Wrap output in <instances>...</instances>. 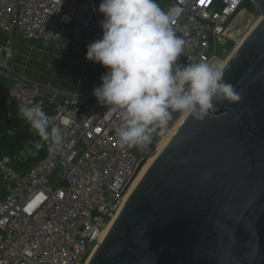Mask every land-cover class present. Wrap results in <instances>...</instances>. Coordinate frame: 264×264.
Instances as JSON below:
<instances>
[{
	"label": "built area",
	"instance_id": "1",
	"mask_svg": "<svg viewBox=\"0 0 264 264\" xmlns=\"http://www.w3.org/2000/svg\"><path fill=\"white\" fill-rule=\"evenodd\" d=\"M253 0H167L172 27L185 39L183 64L210 62ZM101 0H0V71L10 75L16 37L26 42L87 46L102 37ZM254 11H256L254 9ZM212 49L210 50V45ZM108 71L101 65L94 88ZM93 88V89H94ZM66 91L18 76L7 86L4 116L19 117L18 105L48 103L64 142L26 172L0 160L5 179L0 198V264H87L97 236L121 209L155 145L122 146L116 136L120 111L92 94ZM43 143V142H42ZM47 146V145H45Z\"/></svg>",
	"mask_w": 264,
	"mask_h": 264
},
{
	"label": "water",
	"instance_id": "2",
	"mask_svg": "<svg viewBox=\"0 0 264 264\" xmlns=\"http://www.w3.org/2000/svg\"><path fill=\"white\" fill-rule=\"evenodd\" d=\"M252 7L261 18L223 65L240 100L185 116L87 264H264V0Z\"/></svg>",
	"mask_w": 264,
	"mask_h": 264
},
{
	"label": "clouds",
	"instance_id": "3",
	"mask_svg": "<svg viewBox=\"0 0 264 264\" xmlns=\"http://www.w3.org/2000/svg\"><path fill=\"white\" fill-rule=\"evenodd\" d=\"M98 11L102 37L87 45L86 59L108 68L93 95L120 111L116 136L122 146L150 143L153 131L166 128L176 112L202 120L214 102L240 100L223 79L222 64L179 62L185 39L157 0H101ZM18 113L39 137L36 150L60 149L64 133L40 104H19Z\"/></svg>",
	"mask_w": 264,
	"mask_h": 264
},
{
	"label": "rangeland",
	"instance_id": "4",
	"mask_svg": "<svg viewBox=\"0 0 264 264\" xmlns=\"http://www.w3.org/2000/svg\"><path fill=\"white\" fill-rule=\"evenodd\" d=\"M161 0H157L159 2ZM252 10L250 20L236 42L228 41L226 46H218L210 58V64H222L232 53L237 42L248 33L260 18L257 11ZM87 46L64 42H26L16 37L14 41V58L9 74L14 77L25 76L36 78L63 88L85 90L94 86L101 69V63L86 59ZM12 81V80H10ZM175 114V113H174ZM173 119L160 133L158 139L166 135L173 127ZM156 147V146H155ZM155 153V152H154ZM5 179L0 176V191L3 190Z\"/></svg>",
	"mask_w": 264,
	"mask_h": 264
},
{
	"label": "trees",
	"instance_id": "5",
	"mask_svg": "<svg viewBox=\"0 0 264 264\" xmlns=\"http://www.w3.org/2000/svg\"><path fill=\"white\" fill-rule=\"evenodd\" d=\"M226 44L228 41L222 47ZM4 104L5 97L0 95V160L6 157L11 168L26 172L31 165L45 157L48 148L45 146L36 150L33 142L39 140V137L25 120L18 118L13 122L7 121L4 116ZM43 109L48 115L50 114V104L46 103ZM2 196L3 190L0 191V198Z\"/></svg>",
	"mask_w": 264,
	"mask_h": 264
},
{
	"label": "bare ground",
	"instance_id": "6",
	"mask_svg": "<svg viewBox=\"0 0 264 264\" xmlns=\"http://www.w3.org/2000/svg\"><path fill=\"white\" fill-rule=\"evenodd\" d=\"M241 17L238 18V21L240 22L239 26L234 28L229 34L231 35V37L233 38H238L239 34L242 33L243 28L245 27L246 23L250 20L251 15L247 12H244L243 14L240 15ZM261 18V16H260ZM254 23L256 24L258 22V20ZM253 28V27H252ZM251 28V29H252ZM248 33H246L245 35H243V37L237 42L236 46H234V49L232 51V53L234 52V50H236V48L239 46V44L242 42V40L245 38V36ZM231 53V54H232ZM230 54V55H231ZM229 55V57H230ZM228 57V58H229ZM227 58V59H228ZM227 60H225L222 65H224V63ZM187 112H181L180 115L178 116V118L174 121V125L173 127L167 132L166 135L162 136L160 139H158L157 143H156V147H155V153L150 156L147 161L145 162V164L143 165V167L141 168V170L139 171V173L137 174L136 178L134 179V181L131 183V185L129 186L127 193L125 194L124 198H123V203L122 206L124 204V202L126 201L127 197L129 196V194L132 192V190L134 189V187L136 186L137 182L139 181V179L141 178V176L144 174V172L147 170V168L150 166V164L153 162V160L156 158V156L161 152V150L165 147V145L167 144V142L169 141V139L171 138V136L174 134L175 130L177 129V127L180 125V123L182 122V120L185 118V116L187 115ZM121 206V208H122ZM121 210V209H120ZM119 210V211H120ZM118 211V213H119ZM117 213V214H118ZM117 214L115 216H113V218L106 224V226L104 227V229H102L98 236H97V244L92 248L91 250V255L89 257V259L91 258L92 254L94 253V251L96 250V248L98 247V245L100 244V242L102 241L103 237L105 236L106 232L108 231L109 227L111 226V224L113 223L114 219L116 218ZM88 259V261H89ZM88 263V262H87Z\"/></svg>",
	"mask_w": 264,
	"mask_h": 264
},
{
	"label": "crops",
	"instance_id": "7",
	"mask_svg": "<svg viewBox=\"0 0 264 264\" xmlns=\"http://www.w3.org/2000/svg\"><path fill=\"white\" fill-rule=\"evenodd\" d=\"M166 2H167V0H161V1L158 2V4H159V6H163V5H165ZM4 41H5V36L0 31V43H3ZM23 77H25V76H23ZM25 78L30 79V80H36V78H30V77H25ZM10 80H12L10 78V76H8L5 73L3 74V73L0 72V95H2L3 97H5L7 86L11 83ZM38 81H40V80H38ZM40 82H42L45 85L51 86V87L62 88L64 90H66V91H74V92H78V93H85V92L89 93L94 88V86H91L89 89H85V90L82 91L80 89H74V88H70V89L63 88L61 86L53 85V84L47 83L45 81H40Z\"/></svg>",
	"mask_w": 264,
	"mask_h": 264
},
{
	"label": "flooded vegetation",
	"instance_id": "8",
	"mask_svg": "<svg viewBox=\"0 0 264 264\" xmlns=\"http://www.w3.org/2000/svg\"><path fill=\"white\" fill-rule=\"evenodd\" d=\"M155 138H158L162 129H156ZM164 130V129H163ZM134 181V180H133Z\"/></svg>",
	"mask_w": 264,
	"mask_h": 264
}]
</instances>
